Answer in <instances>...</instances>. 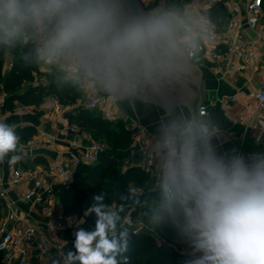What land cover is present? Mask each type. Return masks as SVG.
I'll return each mask as SVG.
<instances>
[{"label": "clouds", "instance_id": "clouds-1", "mask_svg": "<svg viewBox=\"0 0 264 264\" xmlns=\"http://www.w3.org/2000/svg\"><path fill=\"white\" fill-rule=\"evenodd\" d=\"M213 38L181 0H0V53L52 69L59 90L161 113L143 149L151 179L113 193L117 207L95 194L84 213L94 227H78L74 251L53 264H129L133 210L150 232L174 231L183 264H264V151H222L219 121L194 103L198 54ZM22 152L16 125L0 120V164Z\"/></svg>", "mask_w": 264, "mask_h": 264}, {"label": "built area", "instance_id": "built-area-1", "mask_svg": "<svg viewBox=\"0 0 264 264\" xmlns=\"http://www.w3.org/2000/svg\"><path fill=\"white\" fill-rule=\"evenodd\" d=\"M151 3L154 0H150ZM196 5L200 6L199 13L206 16L214 25V38L210 42L203 45L199 52V66L204 67L210 64L216 71L224 73L230 69L237 71L264 70V29H257L264 13L263 0H195ZM217 3H222L226 7L227 23L222 28L214 22L208 15V12L215 7ZM252 34L253 37L244 32ZM255 59H260L256 61ZM3 72L11 71L15 66L14 55L7 53L3 57ZM42 75L53 73V70L39 66ZM32 83H25V85ZM88 97V98H87ZM251 98L255 100L257 107L264 113V86L261 90H257L251 94ZM44 101L50 102L55 109L52 113L56 120L67 121L69 126L67 131L77 133L79 126L73 122L77 113L81 109H85L92 113L94 117H101L105 121L117 123L119 120L115 113L118 106L106 97H97L92 94L80 93V98L75 103L79 110H70L63 106L59 99L53 95H49ZM89 103V104H88ZM5 100L0 102V120H4ZM18 109L25 113L37 112L39 106L30 107L24 104H18ZM251 106L246 107L245 118L251 130L260 131L264 134V117L257 115V121L254 122L255 116L250 112ZM71 114V116L69 115ZM241 119V121H244ZM74 123V124H73ZM125 124L132 131L133 140L128 149V154L120 162V167L126 170L133 166H141L146 172H153V168L146 160L143 149L146 147L148 140L143 137L138 140V135L143 133V129L136 126L135 122ZM89 145L84 149V156H73L72 166H49L42 169L25 167L22 159L9 165L11 173L9 182L12 186L25 183L28 191L21 196L23 201H34L35 204H42V195L44 190L43 178L55 179L56 185H64L69 187L75 181L76 168L79 165H95L99 162L100 157L107 149L106 143L96 141L90 134L86 136ZM55 139L45 135L44 131H37L36 135L22 145L23 151L29 154L35 150L50 149L55 143ZM239 152L248 154L252 151L245 150L241 147ZM52 188V187H51ZM7 193L0 186V201L5 205L7 216L5 220H0V264H30L33 258H45L54 256L56 259L62 257L67 250L68 238L64 237L66 232L75 230L80 226L81 218L78 216L65 214L60 215L56 222L47 226L30 224L25 218H21V210L18 204L7 199ZM46 210L48 208H45ZM132 214V213H131ZM133 230L136 232L144 231L151 233L158 238L155 230L150 232L144 223H135L132 220ZM91 227L88 230H91ZM67 238V239H66ZM183 250L187 253L184 246Z\"/></svg>", "mask_w": 264, "mask_h": 264}, {"label": "crops", "instance_id": "crops-1", "mask_svg": "<svg viewBox=\"0 0 264 264\" xmlns=\"http://www.w3.org/2000/svg\"><path fill=\"white\" fill-rule=\"evenodd\" d=\"M142 2L146 6L151 3L150 0H142ZM181 2L197 12L201 9L200 6L196 5L195 0H181ZM257 29L258 31L264 29V13ZM243 35L248 38L247 35H250V33L245 31ZM250 37H253L252 34ZM255 60L259 61L260 59ZM198 70L201 72L199 83L200 104L204 105L220 123L222 135L217 143L221 147V150L231 151L235 149L239 151L242 147L252 152L264 151V134L260 131L251 130L244 120L248 104L251 106L250 112L255 116L254 122L257 121V115H262V117H264V113L257 107L255 100L251 98V94L257 90H261L264 86V70L237 71L236 69H230L222 73L213 69L210 64L204 67L198 66ZM36 80L33 81V85L47 83L44 78H38V80ZM31 86L32 85L24 84L22 91ZM5 99L6 94L3 92V82L1 81L0 102ZM18 104H15L13 111H7L5 113V122L15 124L17 132L23 129H36L37 131H44L46 136L56 140L50 149L35 150L32 154L23 151L22 161L25 167H38L42 169L49 166H65L68 168L72 166L73 156L83 157L85 155L84 149L89 145L88 138L86 137L88 133L79 125V131L77 133H70L67 131L70 123L68 124V122L64 120H56L54 113H52L55 107L50 102L44 101L39 106L40 109L34 113L21 112L18 109ZM65 107H67L68 112L70 110H79L76 104L65 105ZM80 111H82V109ZM115 113L118 120L123 123H125V121L127 123L135 122L137 127L143 129V133L138 135L137 139L141 140L145 137L148 140L147 144L150 143L151 135L155 132L156 124L161 115L158 109L149 111L141 109L138 114H133L124 107L118 105L115 109ZM69 115L71 116L70 113ZM241 119L244 121H241ZM126 129L131 131L127 126ZM23 144L24 143L21 141V146ZM140 167L141 166H133L132 168H136L145 173L149 181L151 179V173L146 172ZM120 169L122 170V174H126L131 170H126L121 167ZM10 175L9 164L7 162L0 164V186L7 193V199L19 205L21 218H25L30 224L44 227L53 224L58 220L57 218L60 215L65 214L62 204L56 195V186L58 185L55 184V179L43 178L44 190L42 192V204H35L34 201L29 202L21 199V196L25 194L29 188L25 183L12 186L9 182ZM132 183L141 186L137 184L136 181H132L130 184ZM45 208L48 209L46 210ZM6 216L7 210L3 202L0 201V220H5ZM80 218L84 223L81 224L79 222V227H83L87 218L84 215L80 216ZM77 228L61 235H64V237H67L69 240L70 236L74 235ZM55 259L54 256L41 259L33 258L30 264H53V260Z\"/></svg>", "mask_w": 264, "mask_h": 264}, {"label": "trees", "instance_id": "trees-1", "mask_svg": "<svg viewBox=\"0 0 264 264\" xmlns=\"http://www.w3.org/2000/svg\"><path fill=\"white\" fill-rule=\"evenodd\" d=\"M264 4V0H263ZM209 17L221 28L226 25L227 12L222 3H217L208 12ZM7 53H0V82H3V92L6 94L4 112L13 111L15 104L21 103L30 107L40 106L49 95H57L63 106L72 105L80 98V92L72 89L59 90L55 86L52 73L42 75L39 66H25L19 59V52L14 55V68L3 72V57ZM43 77L46 84L40 83L26 88L25 83H32ZM81 128L90 134L96 141L106 143L107 149L95 165H79L76 168L75 181L69 187L56 186V195L62 204L65 215L83 216L85 209L92 203V197L102 189L109 192L106 199L112 207H117L120 201L113 193L126 190L132 181L137 184H145L148 177L145 173L132 168L126 174H122L120 162L128 154L132 143L131 131L126 129L125 123L118 121L111 123L101 117H94L89 111L82 109L73 119ZM37 130L23 129L18 134L23 143L35 136ZM133 217H137L139 210L131 211ZM95 216H87L83 228L94 227ZM134 231L132 248L129 252V264H183L187 253L183 250L184 245L177 243L173 230L169 228L156 229L155 235L144 231ZM68 233V232H66ZM74 235H71L67 250H73Z\"/></svg>", "mask_w": 264, "mask_h": 264}, {"label": "water", "instance_id": "water-1", "mask_svg": "<svg viewBox=\"0 0 264 264\" xmlns=\"http://www.w3.org/2000/svg\"><path fill=\"white\" fill-rule=\"evenodd\" d=\"M200 78H201V72L199 70H197V75H196V94L194 96V103L196 104H200L201 102V98H200V86H199V83H200Z\"/></svg>", "mask_w": 264, "mask_h": 264}, {"label": "rangeland", "instance_id": "rangeland-1", "mask_svg": "<svg viewBox=\"0 0 264 264\" xmlns=\"http://www.w3.org/2000/svg\"><path fill=\"white\" fill-rule=\"evenodd\" d=\"M41 78H43V77H40L39 79H41ZM38 80V79H37ZM36 80V81H37ZM36 83V82H35ZM38 83H40V82H38ZM37 84V83H36ZM38 85V84H37ZM35 86V85H34ZM53 96H57V95H53ZM58 97V96H57ZM144 184H142L141 186H143ZM85 216V215H84ZM86 218H87V216H85ZM129 219L132 221H134L135 223H143V221H142V219H141V216H140V214L137 216V217H133L132 216V214L130 213V215H129ZM132 227H134V226H132Z\"/></svg>", "mask_w": 264, "mask_h": 264}]
</instances>
